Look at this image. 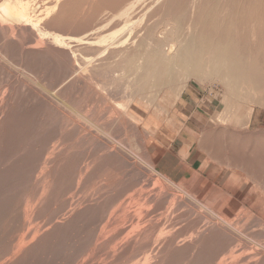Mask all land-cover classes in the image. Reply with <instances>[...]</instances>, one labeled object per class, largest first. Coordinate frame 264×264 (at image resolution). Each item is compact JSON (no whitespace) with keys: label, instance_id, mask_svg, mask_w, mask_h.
<instances>
[{"label":"rangeland","instance_id":"obj_1","mask_svg":"<svg viewBox=\"0 0 264 264\" xmlns=\"http://www.w3.org/2000/svg\"><path fill=\"white\" fill-rule=\"evenodd\" d=\"M72 2L0 0V264H264V0ZM165 37L247 87L129 103Z\"/></svg>","mask_w":264,"mask_h":264},{"label":"bare ground","instance_id":"obj_2","mask_svg":"<svg viewBox=\"0 0 264 264\" xmlns=\"http://www.w3.org/2000/svg\"><path fill=\"white\" fill-rule=\"evenodd\" d=\"M5 2V1H4ZM72 2V0H71ZM70 3V2H69ZM73 3V2H72ZM71 3V4H72ZM48 4V3H47ZM65 4V3H64ZM63 4V6H64ZM3 5V4H2ZM49 5V4H48ZM66 5V4H65ZM73 5V4H72ZM70 5L69 7L72 8ZM56 6V5H55ZM62 5H60V7H63ZM68 6V5H67ZM81 6V5H80ZM132 6V5H130ZM129 6V7H130ZM3 7V6H2ZM6 4L4 5V10H6ZM128 7V8H129ZM134 7V5H133ZM136 7V6H135ZM36 8V7H35ZM138 8V7H136ZM14 9V8H13ZM34 9V8H33ZM53 9L55 10V8L53 7ZM63 9V8H62ZM66 11L68 12V9L65 7ZM130 9V8H129ZM133 9V8H131ZM130 9V11H131ZM64 10V9H63ZM44 11V10H43ZM53 11V10H51ZM50 11V12H51ZM56 11V10H55ZM62 11V10H61ZM61 11H59L60 13H62ZM58 12V14H60ZM65 12V10H64ZM35 13V12H34ZM33 13V14H34ZM40 13V12H39ZM43 13V12H42ZM129 13V12H128ZM128 13L124 14V15H127ZM41 14V13H40ZM57 14V13H56ZM55 14V15H56ZM63 14V13H62ZM60 14V15H62ZM65 14V13H64ZM74 14V13H73ZM72 14V15H73ZM132 13H130L129 15L125 16V17H130ZM53 15V13H52ZM60 15H57V19ZM134 15V14H133ZM116 16V15H115ZM114 16V17H115ZM48 17H50L48 15ZM63 18H66L65 16H62ZM113 17V18H114ZM134 17V16H133ZM68 18V17H67ZM66 18V19H67ZM61 21L62 19L59 18ZM64 20V21H67V20ZM103 19V18H102ZM131 19V17H130ZM59 20V22H60ZM58 22V23H59ZM78 24V23H77ZM171 30V29H170ZM167 33V32H165ZM180 34V33H179ZM183 38V37H182ZM32 40V39H31ZM165 40L167 41V50L163 53V56H162V59L160 61V69L158 71H151L150 73H146V74H143L142 72V67L138 64L139 60H135V61H132L130 62V66H128L126 68V73H127V76H132L133 78H135L134 80H132L133 82H131V86L129 87V89L131 90L130 92V96H129V103L132 102L133 100H137V98H148L149 96L151 97V95L145 97L146 95H148V93L153 90V88H159L161 89V87H166L168 88L169 90V98H171V100L169 98V104L170 102H172L173 100H175L174 103H176L179 99H180V96L182 94V92L184 91V87H185V83H187L188 80H190V78H196L200 81H207L213 77H221V76H229L228 77V80L230 79H234V82H235V85L238 89H244L245 87V84L243 82V79L238 76V74L235 73V71L233 69H229L227 70V67L226 66H223V64L220 65V67H218V65H215L214 67H207L206 65L202 64V62H199V61H189L187 60L188 58L185 56L183 57L181 52H180V48L178 47V45L175 43V42H172L170 40L169 37H165ZM60 41V40H59ZM29 42V41H28ZM37 44V43H36ZM193 44V43H192ZM225 44V43H224ZM124 45V44H123ZM193 46V45H192ZM196 46V45H195ZM117 47V46H116ZM141 47V46H140ZM141 49V48H140ZM208 50V49H207ZM84 54V53H83ZM99 54V53H97ZM96 54V55H97ZM200 54V53H199ZM205 54V52H204ZM212 54L217 56V57H224L225 58H228L229 57V54H228V51L227 49L224 48V51H223V54L220 53V50L219 49H214L212 51ZM200 56V60L203 59V55H199ZM246 57V56H245ZM85 58V57H84ZM216 58V57H215ZM83 59V58H81ZM91 60V59H90ZM89 60V62H90ZM217 60V59H216ZM82 62H85V61H82ZM88 62V63H89ZM86 63V62H85ZM86 63V64H88ZM129 68V69H128ZM212 68V69H211ZM84 70V69H82ZM120 72V71H119ZM118 72V74H119ZM224 72V73H223ZM249 72V71H248ZM112 73V72H110ZM124 72H122V75H120L121 77L124 76L123 74ZM117 75V73H115ZM121 74V73H120ZM107 75H109L107 73ZM114 75V73H113ZM115 75V77H116ZM114 77V78H115ZM118 77V75H117ZM125 77V76H124ZM145 77H149L151 79H153V83L150 84L151 86L148 85L147 82L144 81ZM181 77L182 79V84L179 86H177L176 82L178 81V79ZM120 78V77H119ZM132 78L130 77V80ZM129 80V79H128ZM128 82V81H127ZM125 83V82H123ZM125 84H128V83H125ZM124 85V84H123ZM129 85H130V81H129ZM128 87V86H127ZM128 88H126L125 90L127 91ZM125 90L124 91V94L126 95V93H129V92H126L125 93ZM129 90V91H130ZM147 90H150V91H147ZM159 90V89H158ZM154 91V90H153ZM104 92V91H103ZM156 96V94H154ZM149 97V101H151L154 97L152 96L151 98ZM165 97V95L163 96ZM173 99V100H172ZM131 100V101H130ZM135 100V102H136ZM127 101V99H126ZM153 101V100H152ZM63 104V103H62ZM120 104V103H119ZM117 104V105H119ZM145 104V103H144ZM149 104V103H148ZM147 104V105H148ZM121 105V104H120ZM119 105V106H120ZM142 105H143V102H142ZM141 105V106H142ZM171 105V104H170ZM123 107V106H122ZM145 108V106H144ZM124 109V108H123ZM147 109V107H146ZM112 112V111H111ZM140 112V111H139ZM224 112V111H223ZM227 112V111H226ZM226 112L223 114L226 115ZM109 113V112H108ZM117 114V112H116ZM109 115V114H108ZM115 115V113H114ZM126 116H130L131 113L129 112H126L125 113ZM111 116V115H110ZM132 116V115H131ZM132 119V122L134 121V123L136 124L137 121L135 120L136 118L135 117H131ZM217 119V117H216ZM218 120V119H217ZM222 121V120H221ZM224 121V120H223ZM258 186V185H257Z\"/></svg>","mask_w":264,"mask_h":264},{"label":"crops","instance_id":"obj_3","mask_svg":"<svg viewBox=\"0 0 264 264\" xmlns=\"http://www.w3.org/2000/svg\"><path fill=\"white\" fill-rule=\"evenodd\" d=\"M183 92H184V91H183ZM183 92H182V94H183ZM182 94H181V96H182ZM181 96H180V99H179L178 101H182ZM178 101H177V102H178ZM182 102H183V101H182ZM174 105H175V104H174ZM159 158H160V155H159ZM180 164L182 165L184 171H190V167H189L188 165L185 166L184 162L180 161Z\"/></svg>","mask_w":264,"mask_h":264}]
</instances>
